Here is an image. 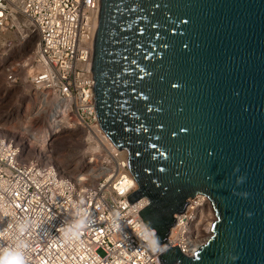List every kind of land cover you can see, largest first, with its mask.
<instances>
[{"label":"water","instance_id":"water-1","mask_svg":"<svg viewBox=\"0 0 264 264\" xmlns=\"http://www.w3.org/2000/svg\"><path fill=\"white\" fill-rule=\"evenodd\" d=\"M98 5L94 108L128 153V201L147 198L138 214L157 244L188 197L215 213L194 256L174 246L161 262L264 264V0Z\"/></svg>","mask_w":264,"mask_h":264},{"label":"built area","instance_id":"built-area-1","mask_svg":"<svg viewBox=\"0 0 264 264\" xmlns=\"http://www.w3.org/2000/svg\"><path fill=\"white\" fill-rule=\"evenodd\" d=\"M98 1L0 0L3 81L27 84L34 93L30 116L0 134V249L25 240L27 264H163L159 255L174 246L192 257L210 238L211 200L202 193L188 197L174 214L169 245L156 243L152 251L146 241L155 230L148 231L138 214L148 200L128 201L137 189L128 153L99 125L91 71ZM30 38L35 40L26 47ZM66 132L82 144L74 172L54 155ZM85 213L87 226L66 235ZM21 223L28 225L23 236Z\"/></svg>","mask_w":264,"mask_h":264},{"label":"bare ground","instance_id":"bare-ground-1","mask_svg":"<svg viewBox=\"0 0 264 264\" xmlns=\"http://www.w3.org/2000/svg\"><path fill=\"white\" fill-rule=\"evenodd\" d=\"M34 40H35V38H30L28 40V42L25 43L26 47H31ZM0 74H1V71H0ZM28 87L29 86L27 84L23 85V86H19L18 88H16V90H18V92L14 91V93H13V94H17V93L19 94L21 92V94H23V99L25 98V108H24L25 112L28 110L29 103H30V101L33 97V94H34L31 91L28 94H26L22 91L23 88H27L29 90ZM17 108H18V110H16L14 112L13 110L17 109ZM22 108H23L22 103H21V105L18 104V107L11 108L7 114L10 115V113L13 111L11 113V115L12 114L18 115V112H20L22 110ZM4 109H5V107H4ZM4 109H2V110H4ZM4 111H7V109ZM10 116H8V118H10ZM43 119L41 118V121H43ZM11 126H12V129H14L16 127L14 125V123ZM0 134H2V132H0ZM81 150H82L81 141L79 139L73 137L71 134H68V132H66L65 134H63L62 139H60L56 142L55 149H54V152H55L54 155L57 157L58 161L63 166H65L67 171L74 172V171H77V169L80 167V164H81V158H82V151ZM134 183H135V185H137V183L135 181H134ZM212 219H213V214L210 213L206 219L204 240H206L208 235L210 234L209 225H210Z\"/></svg>","mask_w":264,"mask_h":264},{"label":"rangeland","instance_id":"rangeland-1","mask_svg":"<svg viewBox=\"0 0 264 264\" xmlns=\"http://www.w3.org/2000/svg\"><path fill=\"white\" fill-rule=\"evenodd\" d=\"M1 47L2 46L0 45V52H1ZM17 54H18V52L17 53L13 52L10 56H16ZM16 88H18V86L8 87L4 83L2 75L0 74V132H2V133H11V132L15 131V129H18L19 123L21 124L22 119H25V116H30L28 114H30V112L34 106V100L31 99V101L29 103L28 110L25 112L24 111L25 98L23 99V94H21V92L19 94L18 93L13 94L14 91L18 92V90H16ZM22 91L26 94L29 93V90L27 88H23ZM21 103L23 105V108L20 112H18V115H13V114L11 115V113L13 111L15 112L16 110H18V108L14 109L10 113L11 116L7 114L11 108L18 107V104L21 105ZM4 107H5V109H4ZM2 109H4V110L7 109V111H4ZM8 116H10V118H8ZM13 123L16 126L14 129H12V126H11ZM37 123H38V125L43 124V122L41 123V120L38 121Z\"/></svg>","mask_w":264,"mask_h":264},{"label":"clouds","instance_id":"clouds-1","mask_svg":"<svg viewBox=\"0 0 264 264\" xmlns=\"http://www.w3.org/2000/svg\"><path fill=\"white\" fill-rule=\"evenodd\" d=\"M251 215V213H249ZM88 224L87 213L83 217L79 218L72 226L67 229L66 235L71 233L76 235V230H83ZM27 223H21L18 226V232L20 236H23L27 230ZM153 239L146 241L147 246L151 248L152 251H157L156 238L153 233ZM29 247L28 243L23 239H17L16 242L7 248L0 249V264H27L24 251Z\"/></svg>","mask_w":264,"mask_h":264}]
</instances>
